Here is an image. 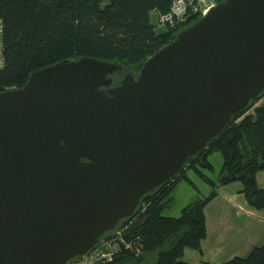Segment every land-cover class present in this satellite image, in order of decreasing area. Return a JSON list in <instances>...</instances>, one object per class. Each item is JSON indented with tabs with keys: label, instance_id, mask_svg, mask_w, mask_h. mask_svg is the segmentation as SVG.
Wrapping results in <instances>:
<instances>
[{
	"label": "water",
	"instance_id": "water-1",
	"mask_svg": "<svg viewBox=\"0 0 264 264\" xmlns=\"http://www.w3.org/2000/svg\"><path fill=\"white\" fill-rule=\"evenodd\" d=\"M81 56L0 90V264H66L264 89V0H219L112 83Z\"/></svg>",
	"mask_w": 264,
	"mask_h": 264
},
{
	"label": "trees",
	"instance_id": "trees-1",
	"mask_svg": "<svg viewBox=\"0 0 264 264\" xmlns=\"http://www.w3.org/2000/svg\"><path fill=\"white\" fill-rule=\"evenodd\" d=\"M170 3L171 0H0L4 41L1 89L23 85L36 68L81 56L121 65V70L110 74L113 83L121 77L120 71L136 73L141 62L198 17L175 28L156 30L149 21V12L167 11ZM251 107L252 111H248ZM213 151L222 154L214 181L204 173L213 171L208 159ZM188 171L209 183L212 190L208 195L196 196L178 215L164 214L172 205L177 184L191 182ZM257 172L264 173V89L233 113L218 134L187 158L178 173L144 194L131 216L117 223L116 227L123 228V239L131 246L122 248L103 264H143L146 260L153 264H188L183 259L184 250H200L206 234L203 209L220 185L240 182V192L248 206L264 209V189L257 184ZM223 264H264V241L247 255L235 256Z\"/></svg>",
	"mask_w": 264,
	"mask_h": 264
},
{
	"label": "crops",
	"instance_id": "crops-1",
	"mask_svg": "<svg viewBox=\"0 0 264 264\" xmlns=\"http://www.w3.org/2000/svg\"><path fill=\"white\" fill-rule=\"evenodd\" d=\"M218 161L217 168L214 167L210 156H216V151L209 156L213 171L204 170V173L211 180H217L214 172H218L222 165ZM220 162V164H219ZM217 169V171H216ZM191 180L182 181L173 189L176 194H184L190 200L198 188L193 179H197L208 189L206 195L212 190V186L199 178L193 171H188ZM257 184L264 189V173H256ZM241 183L238 181L220 185L216 195L204 206L205 216V237L200 243V250L187 248L184 250L183 259L188 264H223L225 261L235 256H245L250 250L264 241V209L256 210L248 206L241 191ZM172 192V193H173ZM185 206V205H184ZM183 206L175 213L165 212L167 215L176 216ZM172 205L167 208L171 210ZM167 209L165 211H167Z\"/></svg>",
	"mask_w": 264,
	"mask_h": 264
},
{
	"label": "built area",
	"instance_id": "built-area-1",
	"mask_svg": "<svg viewBox=\"0 0 264 264\" xmlns=\"http://www.w3.org/2000/svg\"><path fill=\"white\" fill-rule=\"evenodd\" d=\"M219 0H171L167 11L158 12V20L168 28L182 25L193 16L204 14L211 6ZM3 21L0 17V70L4 66L3 53ZM1 90V87H0ZM121 227H115L100 237L96 245L83 255L66 264H103L109 262L122 249L131 246L122 236ZM134 245H137L135 242Z\"/></svg>",
	"mask_w": 264,
	"mask_h": 264
},
{
	"label": "rangeland",
	"instance_id": "rangeland-1",
	"mask_svg": "<svg viewBox=\"0 0 264 264\" xmlns=\"http://www.w3.org/2000/svg\"><path fill=\"white\" fill-rule=\"evenodd\" d=\"M149 21L154 24L155 29L158 30V31L164 30L166 28V26L164 24L159 22V20H158V12L156 10H151L149 12ZM259 102H260V100L256 101L254 104H258ZM252 107L250 109H248V111H252ZM212 153H210V155ZM216 154L217 155L213 156V157L209 155L210 158L213 161V164H214L215 168H217V166H218L217 159H218V161H221L220 153L216 151ZM219 164H220V162H219ZM216 171H217V169H216ZM213 174H214V177L217 178L218 172H214ZM193 181L195 182V185H196V187L198 188L199 191L196 192V194H194L193 197L190 200H188V197L186 195H184V194H176V191L173 192L172 193V198H173L172 208H171L170 211L167 209V211H165V212H168V214H169V212L175 213L178 208L188 204L189 202L194 200L196 196H205L207 194L208 189H206L204 187V184H202V182H200L197 179L196 180L193 179ZM165 212H164V214H165ZM143 264H153V263L150 260H146Z\"/></svg>",
	"mask_w": 264,
	"mask_h": 264
},
{
	"label": "flooded vegetation",
	"instance_id": "flooded-vegetation-1",
	"mask_svg": "<svg viewBox=\"0 0 264 264\" xmlns=\"http://www.w3.org/2000/svg\"><path fill=\"white\" fill-rule=\"evenodd\" d=\"M121 72L124 73L125 71H120V73H121ZM122 73H121V75H122ZM136 74H137V73H134V75H136ZM120 78H121V77H120ZM120 78H119V79H120ZM119 79H118V81H119ZM118 81H117V82H118ZM117 82H116V83H117ZM112 83H113V81H112Z\"/></svg>",
	"mask_w": 264,
	"mask_h": 264
}]
</instances>
